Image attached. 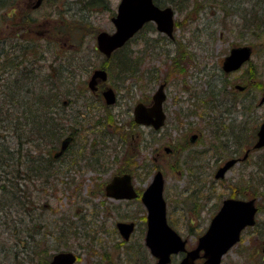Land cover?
I'll list each match as a JSON object with an SVG mask.
<instances>
[{
	"label": "rangeland",
	"instance_id": "1",
	"mask_svg": "<svg viewBox=\"0 0 264 264\" xmlns=\"http://www.w3.org/2000/svg\"><path fill=\"white\" fill-rule=\"evenodd\" d=\"M25 1L10 0V3L0 6L1 48L10 47L5 44L4 38H11L8 34L12 29L13 32L16 31L7 10L16 5L13 9L20 15L22 7L26 6ZM121 1L101 0L100 4L90 3L88 8L87 0H44L41 8L26 10L30 17L37 18V23L31 30L36 39L30 43L37 44L33 50L36 51L34 56L40 55L39 68L49 71L48 68L54 61L53 67L59 71L65 65L63 58L69 64L77 66L75 85L79 79L88 80L94 69L103 68L105 57L96 50L97 33L102 30L113 31L111 17L117 12ZM160 1V6L170 5L175 10L173 39L166 33L157 31L156 26L152 29L150 26L154 23L150 22L129 43L132 53L141 59V70L136 76L122 81L116 66L117 59L107 63V84L118 92L116 105L110 112L122 128L116 131L110 123L98 126L94 123L93 116L82 121L84 129L77 134L73 145L58 163L62 164L59 178L56 182L51 180L52 187L44 191L48 195H42L43 200L37 198L40 203L47 201L43 208V220L49 224L47 230L50 240L47 247L52 254L67 249L74 251L78 257L75 264H153L156 261L145 243L147 210L142 201L104 200L100 192V187L122 165L128 166V172H133L134 183L139 190L151 183L152 175L158 168L162 170L165 176L164 198L167 201L168 220L188 240L190 248L207 231L211 217L232 191L231 186L239 185L244 178L249 180L252 176L250 183L257 188V201L261 205V211L257 214L259 223L244 230L241 241L223 256L222 264H264V230L260 231L264 227V194H261L264 193V148L252 151L246 163L231 168L223 182H215L210 172L213 173L216 162L204 168L201 164H208L211 158L202 159L203 156L198 157L196 154V150L206 148L208 133L203 130V123L196 115L191 117L187 114L188 98L184 96L187 87L193 91L194 87L201 88L202 76L197 73L195 66L199 67L206 55L220 56L225 52L227 43L245 41L242 34L246 33L245 38L249 36L246 24H257L260 21L258 18H262L264 22L260 6L263 0H259L258 10L251 4L257 0H245V3H241V0ZM242 8H245V12ZM227 10L233 14L227 16ZM28 32H24L25 36ZM221 35H224L223 39L215 40L213 47L212 40ZM13 36V44L28 42L25 41L27 36L23 37L25 39L19 37L18 40ZM7 40L12 42L11 39ZM184 43L186 51L183 49ZM216 46L221 49L220 52L216 53ZM3 67L0 63V69ZM260 70L264 72L262 67ZM166 79L167 122L162 129L151 132L148 127L130 122L134 117L135 105L140 100L149 101L160 82ZM55 81L59 83L56 78ZM29 83L35 88L36 95L39 94V88L42 93V74L37 73ZM79 83L82 85V81ZM23 95L26 96V93L23 92ZM94 100L91 102L95 103ZM72 105L76 109L82 103L74 102ZM7 109L8 101L0 98V117L7 114ZM101 111V119L106 121L107 112L102 108ZM91 112L95 114L94 111ZM263 113L261 108L258 115ZM190 127L197 130L202 127L203 134L199 140L202 143H191L190 134H187L191 132ZM96 137L100 143L93 147ZM120 138L123 139V144H120ZM246 138L247 142L251 136ZM105 145L108 146L104 147ZM166 147L173 151H167ZM239 191H243L241 184ZM41 210L42 208L38 211ZM1 213L0 211V264H30V248L44 250V243H39L36 247L25 234L22 235V231L19 232L18 227L21 225L15 226L9 213ZM121 220L136 222L133 235L127 241L116 226L117 221ZM70 222L79 225L76 234H61L60 229L68 227ZM17 252L19 255L16 257ZM105 253L108 255L105 256ZM39 254L33 256L34 264L39 262ZM181 257V254L173 256L169 264H177Z\"/></svg>",
	"mask_w": 264,
	"mask_h": 264
},
{
	"label": "flooded vegetation",
	"instance_id": "2",
	"mask_svg": "<svg viewBox=\"0 0 264 264\" xmlns=\"http://www.w3.org/2000/svg\"><path fill=\"white\" fill-rule=\"evenodd\" d=\"M243 1L245 3V0H241V3H243ZM25 2H26V6L22 7L21 10L22 15L21 14L19 15V13H16L14 11L13 8L16 7V5L11 6L10 9L7 10V15L11 19V21L13 20L12 24L14 25L12 26L16 31L13 32L12 29L11 32L8 34V37L11 38H4L5 44L10 45L9 48H1L0 46V63L5 61L4 67L0 69V98H3L4 95V99L14 94L22 95L23 92L26 93L27 91L30 93L35 92V88L32 86V83H29V81H33L34 77L37 76V73L42 74V70L41 68H39L40 55L34 56L36 51H34L33 48L37 47V44L34 45V43H30L31 41L36 39L34 37L35 34L31 30L34 28V24L37 23V18L30 17L28 11L26 10L29 9L36 10L38 8H41L44 0H41L40 5H36L37 1L35 2V0H26ZM251 4L258 10L257 6L260 5V1L257 0V2L254 1V3L252 2ZM260 6H262L263 9V13L261 16H264V8H263L264 4H261ZM242 10L245 12V8H242ZM225 14L228 16L229 14H233V13L228 12L227 10ZM152 23H154L153 24L154 26H157L155 21ZM246 28L249 30L248 32L249 36L245 38L246 33L242 34V36L245 39L244 42L243 41L229 42L226 44L227 48L225 49V52L223 54H221L220 56L217 55L216 57L206 55L207 57L201 60L200 62L201 65L199 67L198 65L195 66L197 73L200 74V76H202L203 82L201 84V88L198 89L194 87L195 90L193 91L191 88L187 87V89L185 90L187 91V93L184 96L188 98L186 103L189 108L187 114L191 117L196 115L200 120V122L203 123L202 125V127H204L203 130H205L209 136L207 137L206 140L208 141L206 144L207 145L206 148L204 149L201 148L196 150V154L198 155V157L203 156L202 159L211 158L207 162L208 164H201L203 167L205 166L204 168L208 167L209 165H213V163L216 162L214 164L213 173L210 172L211 177H214L213 179L215 182L220 180L223 182V179L227 177L226 176L228 174L227 172H229L231 168L237 165H241V163H246L247 159H249V156L252 154V151L263 150L264 148V145L263 147L256 146V143L259 140V131L261 129L262 123L264 122V113L261 116L258 115V112L261 108L264 111V99H263L264 82L262 83V77L264 76V72L260 70L261 67L264 69V29L261 28L252 29L249 28L248 24H246ZM27 31L29 32L28 35H26L27 36L26 37L25 33ZM12 36L15 37L17 40L19 37L21 38L26 37V39L25 38L23 39H25V41L28 42L25 44L24 43L13 44ZM223 37L224 35H221L219 36V38L212 40L213 47L215 44V40L220 41V39H223ZM170 38L173 39V37ZM7 39H11L12 42H10V40L8 41ZM185 45L186 44L184 43L183 49L186 51L187 49ZM243 46H249L250 50H252L248 59L235 69L229 68L228 67L229 65L226 64L227 57L232 54L233 49H235L236 47H243ZM96 50L99 52V54L105 57L102 69L106 70L107 79L101 80L97 78L98 82L96 84V89H94V92H89L87 96L95 99V101L99 99L100 101H103V104H106L105 98L103 96L105 89L110 87L114 89L112 86H109L107 84V82L109 81V71H108L107 63H109L112 54L114 52L111 54V57H107L99 51L98 46ZM215 51L217 53V51L220 52L221 49L217 48L216 46ZM94 71L95 69L93 70V72ZM93 72L89 75L88 80H90ZM88 80L82 78V80L79 79L78 81H88ZM161 84H163L164 93H165V97H164L165 99L163 100L162 103L165 112V118H164L165 122L159 128H155L153 125H146L143 123L139 124L135 122L138 126L148 127L151 130V132L153 131L158 132L167 122L166 120L167 110L165 109V104H166L165 101L167 100L166 98L167 97L166 86L168 84L167 79L160 82V84L157 86V90L160 88L159 86ZM114 90L116 92V102H117L118 92L116 89ZM155 92L152 94L149 101L140 100L139 102H143L145 105L150 106V104L153 103L154 100L153 95L155 94ZM61 102H63L62 105L63 107H65L64 112L67 113L76 112L74 110L70 111L69 106L72 105L71 102H69V100H65L63 98ZM116 102L109 105L106 104L105 108L109 110V108L116 105ZM202 127H200L201 130H197V128L192 129V127H190L191 132L187 134L188 135L190 134L189 140L191 141V143H195V144L198 142L202 143L201 141H199L201 138L200 135L203 134L201 132ZM78 130H79L78 127H75L73 129V131L75 132H78ZM246 136L248 137L251 136V138H249L247 142H246L247 139ZM69 146L70 145H68L67 148L64 149L61 155L62 157H64L65 154L68 152V149H70ZM166 149L167 151L169 150L173 151V149L171 148L169 149L168 147H166ZM231 159L234 162L233 165H231L230 168L224 172L225 173L224 176L217 177L218 174L217 172L219 171V168L223 167ZM121 163L123 164L124 162L122 161ZM119 167L120 168L118 169V171L115 172V174H113L110 177L109 181L112 179L114 175H119L127 172L132 175L133 183H134L135 177L133 176V172L131 171L128 172L123 170L128 168V166L122 167V165L121 166L119 165ZM121 168L123 169L120 170ZM250 181L252 182V176L250 177L249 180L248 178L246 179L244 178V180H242V183H240L241 186L243 187L242 192L239 191L240 184L239 185L233 184V186H231L232 191L223 200L227 198L243 199L249 197L251 193L255 194L256 187L251 185ZM108 182L104 183L102 188L100 187L101 190L100 192L105 196L104 200H109V199L114 201L126 200V198L116 199L115 197L112 196L108 197L105 189V185ZM244 184H247L248 186L246 187L244 186ZM136 189L139 192V189L138 188ZM140 196L141 195L139 194L135 199H140ZM140 200L142 201V199ZM255 203L259 205L257 200L255 201ZM133 221H128V222H133ZM256 223H259V221L257 220V215H256ZM189 247L190 246H188V248Z\"/></svg>",
	"mask_w": 264,
	"mask_h": 264
},
{
	"label": "trees",
	"instance_id": "3",
	"mask_svg": "<svg viewBox=\"0 0 264 264\" xmlns=\"http://www.w3.org/2000/svg\"><path fill=\"white\" fill-rule=\"evenodd\" d=\"M87 1H89L86 4L88 8L93 3L100 4L101 2V0ZM155 2L161 5L160 0H155ZM262 2L264 4V0ZM8 3H10V0H0V6ZM258 19L262 22L252 23L248 25L249 28L264 29L263 19ZM148 24L146 23V25ZM150 27L152 29L155 28L153 24ZM129 43L130 40L122 48L116 49L110 59V61L117 59L116 66L119 69L121 74L119 78L122 81L136 76L141 70V63L139 62L141 59H138L132 53ZM62 60L65 65L59 71L56 67H53L54 61L48 68L49 71L41 67L42 93L39 88L38 95H36V91L31 93L27 91L26 96L23 94L10 95V97L6 98L8 101L7 114L0 117V211L2 212L1 215L9 213L13 224L15 226L21 225L20 228L18 227L19 232L22 231V235L25 234V237L33 241L35 246H39V243L42 245L44 243L45 251L31 250L30 248L32 252V262L30 264H34L33 260H35V257L33 256H38L39 253V262L37 264H49L53 256L47 247L50 240L49 231L47 230L49 224L43 220V208L47 205V201L40 203L37 198H42V195L47 196L48 193L44 191L52 187L51 183L53 180L55 181L59 178L62 164L58 163L62 160V156L55 158L53 153L55 149L59 148L62 138L68 132L73 131L75 127L84 129L85 126H81L84 125L82 121L90 116L94 117V123L98 126L110 123L115 128H113L114 130L122 128L115 121V116L107 108H103V101L99 99L95 102L100 109L95 111L89 106L85 107L84 104L80 109H73L76 112H64L65 107H63V102H61L64 96H68L71 103L81 102L82 104L89 103L91 98L87 96L89 92L84 86V81H82V85L79 81L75 85L74 76L77 74V66L69 64L63 58ZM2 64L5 65V61ZM55 78L59 80V83L55 81ZM101 108L107 112L106 121L101 119ZM91 111H94L95 114ZM120 139L122 140L120 144H123V139ZM103 142L101 141L102 144H104ZM96 143H100L97 137L92 146H96ZM107 146L105 145L104 147ZM123 170L128 171L127 169ZM255 189L256 193H258L257 188ZM142 191L141 189L139 190L140 193ZM41 208L42 210L38 211ZM260 209L261 205L259 204V211ZM13 215L16 217L14 218ZM6 225L12 226L10 223H6ZM78 226V224L70 222L68 227H62L60 232L63 235H74L78 230ZM263 230L264 227L260 228L261 232ZM4 249L6 250V246H4ZM105 254V256L108 255L107 253ZM18 255L19 253L17 252L16 257Z\"/></svg>",
	"mask_w": 264,
	"mask_h": 264
},
{
	"label": "water",
	"instance_id": "4",
	"mask_svg": "<svg viewBox=\"0 0 264 264\" xmlns=\"http://www.w3.org/2000/svg\"><path fill=\"white\" fill-rule=\"evenodd\" d=\"M37 0L36 5H40ZM117 14L112 17L115 24L113 32L102 30L97 35L98 49L107 57L115 49L123 47L125 43L136 35L146 22L151 20L157 24V30L174 36L175 11L170 5L160 7L155 0H122L117 8ZM227 57L226 64L235 69L245 62L251 54L249 46L236 47ZM105 69L97 68L90 78V87L96 89L98 79H107ZM153 95V103L150 106L139 102L134 107V121L159 128L165 122V112L162 106L165 99L163 84ZM109 104L116 102L114 89L107 88L103 94ZM264 99V98H263ZM69 139L62 143V150L66 148ZM264 145V122L259 131L257 147ZM231 159L223 167L219 168L217 177L224 176V172L233 165ZM151 183L142 192L140 199L147 210V229L145 243L157 259L153 264H169L173 255L184 253L178 264H221L223 255L228 252L241 239V233L247 226H253L256 221L258 206L254 200L227 198L223 200L220 210L212 217L207 231L200 235L196 247L187 248V241L169 223L167 218V201L164 198L165 176L160 169L153 175ZM107 196L116 199H132L139 195L133 184V177L129 173L114 175L105 185ZM136 223L118 221L117 229L124 239L128 240L135 229ZM264 252V244H263ZM203 258L201 263L197 260ZM78 257L74 251H58L52 256L49 264H75Z\"/></svg>",
	"mask_w": 264,
	"mask_h": 264
},
{
	"label": "bare ground",
	"instance_id": "5",
	"mask_svg": "<svg viewBox=\"0 0 264 264\" xmlns=\"http://www.w3.org/2000/svg\"><path fill=\"white\" fill-rule=\"evenodd\" d=\"M89 82H90V80H88V81H84V86H85V88L88 90V92H94V90H92L91 89V87H90V84H89ZM115 91V90H114ZM115 94H116V92H115ZM65 100H69V98H64ZM92 99L93 98H91V100H90V102L89 103H83L79 108H76V109H80V108H82L83 106H84V104H85V107L86 106H89V107H91V109H93L94 111L95 110H97V108H100V107H97L96 105V102L95 103H92L91 101H92ZM95 101V100H94ZM106 101V100H105ZM73 103H71V105H72ZM106 104L107 105H109V103L106 101ZM106 104H104L103 106V108H105V105ZM90 105H92V106H90ZM70 107V106H69ZM112 108V107H111ZM111 108H109V111H110V109ZM70 110L72 109H75V108H73V105H72V107L71 108H69ZM93 127V126H92ZM83 129H79L78 130V132H75V131H71V132H68L67 134H65V137L64 138H62V141L60 142V144H59V148L56 150H54V157L55 158H58L59 156H61L62 155V153L60 154L59 152L62 150V143H63V141L65 140V139H69V142H68V144H67V146L68 145H71L72 143H74V140L78 137V133H80L81 131H82ZM74 133V134H73ZM67 146H66V148H67ZM64 151V150H63ZM257 198H258V196H257V194L255 193V194H251L249 197H246V198H243V199H245V200H254L255 199V201L257 200ZM68 250V249H67ZM67 250H62V251H67Z\"/></svg>",
	"mask_w": 264,
	"mask_h": 264
}]
</instances>
